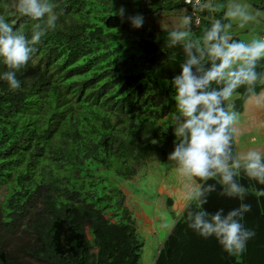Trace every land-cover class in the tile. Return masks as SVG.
<instances>
[{
    "label": "trees",
    "instance_id": "trees-1",
    "mask_svg": "<svg viewBox=\"0 0 264 264\" xmlns=\"http://www.w3.org/2000/svg\"><path fill=\"white\" fill-rule=\"evenodd\" d=\"M264 11V0H247ZM0 0V15L29 37L30 21ZM59 19L17 73L0 80V264H140L142 240L112 176L131 179L148 160L163 161L175 136L172 78L185 60L167 47L161 14L192 11L182 0H54ZM224 0H221L223 3ZM126 10L125 19L117 13ZM141 14L135 29L128 16ZM197 37L211 27L201 13ZM223 12L215 13L221 19ZM8 69L0 60V73ZM257 71H264L261 61ZM264 89L258 86L257 92ZM241 92L243 89L240 90ZM245 99L235 98L236 111ZM155 141V143H154ZM234 151V147H233ZM251 205L241 223L255 235L238 256L188 224L192 204L173 219L152 264H264V185L238 178ZM216 191L204 210L224 214L241 201ZM171 205L166 198V207Z\"/></svg>",
    "mask_w": 264,
    "mask_h": 264
},
{
    "label": "clouds",
    "instance_id": "clouds-1",
    "mask_svg": "<svg viewBox=\"0 0 264 264\" xmlns=\"http://www.w3.org/2000/svg\"><path fill=\"white\" fill-rule=\"evenodd\" d=\"M182 1L191 5L192 11L182 8L176 23L167 29V47H181L185 55L180 73L171 80L175 89L171 125L175 140L167 160L183 180L186 210L196 205L197 210L187 212L188 226L205 239L214 237L224 252L238 256L255 235L241 223L251 205L243 203L247 191L238 178L243 173L264 185V148L233 151L240 121L235 98L241 96L264 111V91L257 92L258 86H264V71H257L264 61V35L237 40L232 30L254 29L264 13L245 0ZM13 7L33 22L29 37L22 30H14L0 15V60L8 69L0 73V80L15 91L20 88L17 73L28 65L43 38L56 30L59 5L54 0H15ZM221 11L222 18L215 19V13ZM125 13L122 6L113 14L123 22ZM201 13L212 14L211 27L203 28L202 37H197L195 29L201 25ZM127 20L135 29L144 24L141 14ZM209 180L217 181L221 195L240 200L239 207L227 214L223 209L214 214L204 210L208 196L216 191V184H208ZM258 195H264V191Z\"/></svg>",
    "mask_w": 264,
    "mask_h": 264
},
{
    "label": "rangeland",
    "instance_id": "rangeland-1",
    "mask_svg": "<svg viewBox=\"0 0 264 264\" xmlns=\"http://www.w3.org/2000/svg\"><path fill=\"white\" fill-rule=\"evenodd\" d=\"M221 3V0H218ZM224 0L223 3H226ZM245 2L249 3L247 0ZM250 4V3H249ZM264 13L263 10H261ZM178 18V14H161L154 18L153 26L156 28H170ZM233 37L237 40H250L253 36L264 35V15L257 21L254 29L233 28ZM170 114L175 113V107L169 108ZM240 113L238 132L234 141V152L246 151L252 147L264 148V123L252 125L250 113L245 107ZM264 122V118L262 119ZM255 139L251 140L250 136ZM238 140V141H237ZM245 143L248 146H244ZM171 140L165 145V159L163 161L148 160L138 168L131 179L118 178L108 171L110 182L120 187L124 194L126 207L134 218L136 232L142 240L140 264H152L157 248L162 242L173 219L181 212L185 205L183 200V180L178 176L172 162L167 160ZM166 198L171 205L165 207ZM143 211L150 218V222H142L136 218L135 213ZM156 217V219L154 218ZM148 223L150 225H147ZM167 225V227H165Z\"/></svg>",
    "mask_w": 264,
    "mask_h": 264
},
{
    "label": "crops",
    "instance_id": "crops-1",
    "mask_svg": "<svg viewBox=\"0 0 264 264\" xmlns=\"http://www.w3.org/2000/svg\"><path fill=\"white\" fill-rule=\"evenodd\" d=\"M261 91H264V89L260 90L259 92ZM247 108L248 111L250 113H248L250 115V120L252 122V125H256V124H259V123H264L262 121V119L264 118V111H258L257 109H255L249 102H247L246 100L243 102V105H242V109L240 111H237V112H242L244 110V108ZM239 127V124L237 125V128ZM250 139L251 140H254L255 139V136L254 135H251L250 136ZM238 141V140H237ZM244 146H248L246 143ZM166 207V206H165ZM135 217L136 218H140L142 219V222L145 221V219H147L146 221L147 222H150L151 224V221H150V218L148 217L147 214H145L142 210L139 211L138 213H135ZM145 218V219H144ZM156 219V217H154ZM147 225H150L148 223H145Z\"/></svg>",
    "mask_w": 264,
    "mask_h": 264
},
{
    "label": "water",
    "instance_id": "water-1",
    "mask_svg": "<svg viewBox=\"0 0 264 264\" xmlns=\"http://www.w3.org/2000/svg\"><path fill=\"white\" fill-rule=\"evenodd\" d=\"M206 16H207V17H210V13H206ZM160 244H161V243H160ZM159 246H160V245H159Z\"/></svg>",
    "mask_w": 264,
    "mask_h": 264
}]
</instances>
